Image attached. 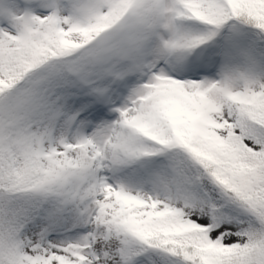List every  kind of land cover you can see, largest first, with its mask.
<instances>
[{
    "label": "snow or ice",
    "instance_id": "6c2138e0",
    "mask_svg": "<svg viewBox=\"0 0 264 264\" xmlns=\"http://www.w3.org/2000/svg\"><path fill=\"white\" fill-rule=\"evenodd\" d=\"M0 264H264V0H0Z\"/></svg>",
    "mask_w": 264,
    "mask_h": 264
}]
</instances>
